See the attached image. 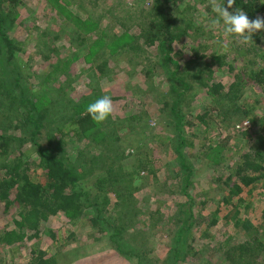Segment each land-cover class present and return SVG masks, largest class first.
<instances>
[{"label":"trees","instance_id":"1","mask_svg":"<svg viewBox=\"0 0 264 264\" xmlns=\"http://www.w3.org/2000/svg\"><path fill=\"white\" fill-rule=\"evenodd\" d=\"M46 1L63 11L60 13L68 11L59 0ZM105 1L112 3L111 0ZM74 2H78L82 10L90 6V0ZM180 2L148 0L130 6L117 2L118 13L123 14L118 20L126 26L120 34L104 27L100 18L88 17L82 22L80 17L69 13V24L80 27L71 34L72 46L80 29L86 31L80 43L86 51V66L80 68L79 74H74L72 63L77 56L61 58L53 65V73L47 74L51 77L50 86L48 83L31 92L22 85L27 74L23 76L22 69L17 67L25 45L12 35L24 4L22 0H0V203L4 205L5 214L12 206L16 207V215L11 220L13 228L0 230V249L5 250L0 252V264H11L6 260L8 256L13 264H17L16 256L24 249L29 251L27 264H57L62 247L71 241L65 235L61 236L60 231L59 236L55 234L53 225L58 215L65 217L71 226L86 221L94 231L90 237L110 243L120 261L201 264L202 249L207 246L210 250L207 256L215 259L221 255L223 264H264V209L254 208V217L259 216L261 210L257 224L249 218L253 204L259 206L264 202V108L261 99L253 92L259 89L264 94V30L255 33L247 44L239 37L230 36L229 42L217 46V37L206 36V27L195 21V18L202 20L200 5L209 19L215 18L210 0ZM218 3L224 4L226 0H218ZM236 9L246 12L250 20L264 17V0H236L228 10ZM131 16L136 17L130 28L137 26L136 21H139L137 34H131L127 29ZM63 29L69 30L70 27L67 24ZM198 30L202 34L191 42V34ZM108 33L113 34L110 41L106 39ZM50 34L46 31L39 38L38 47L41 49L42 45L45 60L50 59V52L55 51L54 48L49 50L51 40H46ZM58 39L57 36L52 38ZM186 50L189 51L186 53ZM59 51L57 47V54ZM124 59L131 68L122 72L126 73L127 91L121 94L115 90L111 77L116 69L120 70V61ZM141 67L151 78L144 84L147 90L136 87L133 82ZM159 72L165 79H161L157 86L154 77ZM218 74L232 77L230 85L218 81ZM13 75L15 79L11 83L8 77ZM53 77L56 78L53 80ZM81 77L88 79L86 94L82 93L85 90L80 85ZM105 80L111 93L118 94L110 96L113 109L125 107L124 102L129 101L126 93H130L135 101L157 100L161 105L157 127L163 126L171 134L160 140L164 131L151 128L146 114L130 116L123 111L110 123L94 122L87 114L86 106L100 96L110 95L106 87L99 89V82ZM163 83L168 85L169 96L159 91ZM192 92H205L212 108L205 109L201 115L193 110L196 102H193ZM248 92L255 100L250 99ZM118 100L120 103L115 106ZM130 104L127 112L133 105ZM217 108V117L226 129L223 130L225 138L219 145L218 140L206 137L207 130L213 127L208 119ZM187 117L201 122L206 128L203 136ZM247 121L250 128L244 129L241 125ZM238 124L242 129L236 128ZM44 130L49 142L47 147L37 142ZM234 135L246 139L245 151L229 146ZM132 136L138 139L134 148L142 144V150L130 157L118 144ZM150 139L159 155L171 145L169 148L177 165L171 173L168 169L164 193L156 202L159 208L140 210L135 194L139 188L134 186L136 177L146 173L157 178L154 163L148 155L147 140ZM32 143L35 148L30 146ZM65 144L68 150L64 148ZM33 151L37 156L30 160ZM228 151H234V155L229 156ZM234 158L233 167L225 170L228 161L233 162ZM130 161L136 166L127 167ZM198 162L215 170L214 177L206 183L213 184L210 186L212 190L219 188L220 198H207L206 192L196 190L199 183L192 179ZM93 172L96 173L94 179L90 177ZM172 198L175 205L171 207L178 210L176 219L171 220L170 216H161L160 209L167 207L163 200L169 202ZM158 226H162V238L171 241H166L170 249L163 259L154 255L159 241L155 240L152 229ZM198 234L200 241L196 238ZM42 235L52 238L54 254L39 244ZM220 235L221 241L218 239ZM241 237L246 238L242 243L238 241ZM203 241L214 242L215 246L201 245Z\"/></svg>","mask_w":264,"mask_h":264},{"label":"rangeland","instance_id":"2","mask_svg":"<svg viewBox=\"0 0 264 264\" xmlns=\"http://www.w3.org/2000/svg\"><path fill=\"white\" fill-rule=\"evenodd\" d=\"M112 3H109L105 0H90V6L87 7L86 9L82 10L83 8L80 7L81 5L78 4V2H74V0H66V2L59 0L60 5L63 6V8L68 9L67 12L64 13H60L63 12L61 11L59 8H57V6L53 3H47L46 0H22L24 7L20 8V13H19V24L18 26L15 27L14 31H13V36L15 38H17L18 40L24 42L25 45V50L20 53L19 55V61L17 62V67L18 70L22 69V73L23 76H25L27 74V77L25 78L24 81H22V85L23 88H27L29 91L31 92H35L38 91L40 89H42L44 86H46V84L49 83L48 86H50V82L49 81L51 79V77H47V74L53 73L52 69H53V65H56L55 63L59 61V59H66V58H71L73 55H76L77 58H75V61L72 63V69H73V73L74 74H79L80 72V68H83L86 66L85 60H84V55L86 54V51L84 48H82L80 46V43L82 44L84 38H85V29L82 28L80 29V33H78L79 35V39L77 37H75V44L74 46H72V42H71V34H74V31H76L78 28V24H69L68 21V14L71 13L72 16H77L80 17L82 19V22L87 21L88 17H95V18H100L101 20V24L106 27V28H110L113 31H115V33H122L126 28V26H124V24H122L118 19H122V15L123 14H119L118 13V8L120 9V7H118L117 2H120L121 5H132L133 3H139V5L141 3H145L148 0H111ZM189 0H187L188 2ZM199 2V0H196ZM70 2V5L67 6V3ZM183 2V0H181L180 4ZM63 10V9H62ZM200 15H202V20H199V18H195V21L198 24L202 23L203 27L205 28V32H206V36L211 34L212 36H216L218 41L216 40V44L217 46L220 44V46L224 45L226 42H229L230 39H228L230 36H226L223 32V25H219L216 27L215 30L212 29L211 26V21L213 19H209L210 16L205 13V11L203 10L202 5H200ZM90 14H92L90 16ZM197 15V14H196ZM195 15V16H196ZM136 17V16H134ZM133 16H131L129 23H128V27L130 24H132L134 22ZM138 20L136 21L137 26H133V27H127L128 31H130L131 34H137L139 32V27H138ZM70 27L69 30H64L63 28ZM46 31H50V36L46 37L47 41H50V49L52 50V48H54V52H50V59L45 60L43 58L44 54L42 53L43 47L42 45H40L41 49L38 47V44L40 43L39 38L40 35H43ZM202 34L201 30H198L196 32H193L191 34L192 36V41L197 40L198 37ZM111 35L113 36L112 33H108L107 36V41H110ZM59 37L58 40H52L53 37ZM92 36H95L94 34H92ZM225 39L221 40V37H224ZM106 41V40H105ZM106 41V43H107ZM216 46V47H217ZM57 47L60 49L59 53L57 54L56 49ZM185 49V48H184ZM183 49V50H184ZM37 50H40L39 52ZM84 50V52L82 51ZM151 52L155 53L153 51V49H150ZM189 50H186L185 52L187 53ZM238 53V52H236ZM153 56H155V54H153ZM240 60H242L240 58ZM243 61V60H242ZM66 61H64L65 63ZM230 63H233L231 61H229ZM235 64V63H234ZM236 65V64H235ZM146 66H148V64H146ZM135 68V66H133ZM120 70L116 69V73H114L111 77L112 82L115 84V90L121 92V94H124L127 90L125 88V77L124 75L126 73H122L125 72L126 70L130 69V65L124 60L120 61V66H119ZM146 69H143V67L140 68V70L135 74V77L133 78V82H136L135 85L136 87H140V88H144L145 90L146 87H144L145 83L148 82V80H150L151 78L146 75ZM34 74H37L36 76H34ZM157 77H154L155 81H156V85L159 86L160 81L162 79V81L165 79V76L163 75V73L159 72L157 73ZM217 80L218 81H222L226 86H229L230 83L232 82L231 78L229 76H223L222 74H218L217 75ZM9 81L11 83H14V79H15V75H13V77H8ZM24 78V77H22ZM56 77H53L52 79L54 80ZM62 79V77L59 78V80ZM52 80V81H53ZM80 80L82 81V83H80V85H83L82 90H85V92H82L84 94H86V88L88 85L86 77H81ZM107 80L105 81H100L99 82V89L103 90L106 89L109 86V83L107 82ZM52 83V82H51ZM106 87V88H104ZM228 88V87H227ZM108 89V88H107ZM259 89H255L254 94L257 95L255 96L256 98L261 99L263 105L261 107L264 108V94L261 91H258ZM162 95H167L169 96V92H168V85L166 83H163V85L160 86V90ZM107 94H110L109 96H114L116 94H112L111 91L108 89ZM194 100L193 102H196V104L193 107V110H196L197 113H199L200 115L203 114L205 109H211L212 108V103H208L206 96L204 94H206L205 92H201V93H190ZM249 97L252 100H255V97L253 95H251V93H249ZM118 96V94H117ZM126 100L124 102V108L121 109H113V112L111 114V116H113V118H108L106 121L107 122H111L112 119H115L114 116L116 114H121L123 111L126 112L125 114L127 115H144L146 114V116H148V118L150 119V126L151 128H156V129H161L163 132V135L161 136L160 140L165 139V137L168 136V134H171L170 132H167L163 129V126H158L157 127V118L160 117V108L161 105L157 102V100H151V99H147L146 101L142 102L141 100L139 101H135V99L133 100V98L130 97V93H126L125 94ZM134 101V102H133ZM207 102V103H206ZM120 103V100L117 101V103H115V106H117ZM130 103H132L133 105L131 106V110H128L129 106L127 105H131ZM123 112V113H124ZM263 111L261 110V113ZM219 114L218 108L211 114V117H209L208 121L210 124L213 125V127L209 128V130H207L206 133V137L212 139L213 141H219L218 145L221 144V141L224 140L225 137H223V135L225 133H223V130H226L223 125H222V120L220 118L217 117V115ZM126 115V116H127ZM189 116V115H188ZM2 119V118H1ZM109 120V121H108ZM187 120L190 121L193 125L194 128H199V133L200 136H203L204 132L206 131V128H204L203 125H201V122H199L197 120V118H189L187 117ZM4 121V120H3ZM2 121V122H3ZM1 122V123H2ZM240 124V122H239ZM236 126V128H241V126L245 128H250L249 122H244L243 125H239ZM166 132V133H165ZM254 137H256L255 134H253ZM264 136V135H263ZM223 138V139H222ZM257 139V138H256ZM149 143V150H148V155L150 157V161H152L154 163V170L157 173V178H155L153 175L150 176L149 174L146 173H141L139 177H136V181L139 180L140 182L137 183L135 186V188H139L138 191H136V196H137V200L138 202V208L140 210H144L145 208H151L152 210H157L159 208L158 206V202L160 200V195L164 193V189H163V184L165 182L166 179V174L168 172V169L170 168V173L171 171L174 169V166L177 165V159L176 157L172 154L171 149L169 148L171 145H168L169 147L165 150L164 154L159 155L160 153L157 151L156 146H154V144L152 143V140H147ZM37 142L39 145L47 147L48 146V138L46 136V131L44 130V132L40 133V135L37 137ZM138 139L135 136L129 137V138H124L121 140V142L118 144L121 147V150L124 151L125 155H128L130 157L135 156L138 152L137 151H141L142 150V144L140 145L139 148H134L135 144H137ZM88 143V142H87ZM86 143V144H87ZM19 144V142H17L16 146ZM247 141L246 139H242V136H237L234 135V139L229 141V146H231L232 148H239L240 152L245 151V146L247 145ZM85 145V144H84ZM215 144H213L212 146H214ZM30 146H32L33 148H35L34 144L32 143ZM227 145V147H229ZM28 148V147H26ZM64 148H68V145L65 144ZM158 148V147H157ZM13 151H15L14 149H11ZM68 150V149H67ZM136 151V152H135ZM227 154L229 156H233L234 155V151H228ZM36 151H33L30 153L29 155V159L30 160H35L36 159ZM238 158V157H236ZM236 158H234L233 162L232 161H228L227 165L225 166V170H227L230 167H233V163L234 161H236ZM133 160V158H132ZM128 166L127 167H135L136 164H132L131 161L128 162ZM204 163L202 162H198L195 164V174L193 177V181H197V186H196V190L200 193L202 192H206V194L208 195L207 198L210 197H216L217 199L220 198L221 194H219V188L215 187V190H212L210 186H213V184L211 183V185L209 186L206 182H209L210 178L214 177V171L215 170H211L209 169L207 166L203 165ZM99 174V169H97ZM40 173V172H39ZM2 175V174H1ZM0 175V177H1ZM96 173H92V175L90 176L92 179L95 178ZM91 179V180H92ZM137 186V187H136ZM208 188H207V187ZM183 188V187H181ZM207 190V191H204ZM190 190L192 191V188H190ZM218 194V195H217ZM261 198V197H260ZM257 199L258 203H260L261 199ZM249 201L252 200L251 198L248 199ZM157 202V203H156ZM162 202H166L164 204V206H167L166 208H161L160 210L162 211L161 216L164 215V217L166 216H170L171 220L174 217V219H176V212L178 210L175 208H172L171 206L175 205V200L172 198V200L165 201L163 200ZM150 205V206H149ZM4 205H2L0 203V230H7V229H12V224H11V220L15 217L16 215V210L14 208V206H12L9 211V213L5 214L3 212L4 210ZM258 207L259 209H264V202L262 201V203L259 204V206H252V209L249 211V218H252L254 221H256L257 224V218L260 216V212L259 211V216H253L254 215V208ZM164 209V210H163ZM160 216L159 219H161L162 217ZM173 222V221H172ZM141 227V226H140ZM55 228L56 233L59 236V231L61 232V236L65 235V237L69 238L70 244L66 245L65 247H62V252H61V256L57 257L58 259V263L57 264H137L136 261H120V258L118 257V255H116V252L114 250L111 249L110 243H107V241L104 240V242L99 241L96 238H91L90 236H92V232H94L92 229H90V227L88 226L86 221H82L80 223H78L76 226H71V224L69 223V221L63 217L62 215H58L55 219H54V225H53V229ZM142 228V227H141ZM176 228H178V226L176 225ZM225 228V227H224ZM146 231H149V229H145ZM153 236L155 238V240L157 239L159 242L156 245V253L154 254L155 257L157 259H163L165 257V255L168 253V250L170 249V245L169 243L171 242L168 238H162L163 236V229L162 226H158L153 228ZM161 232V233H160ZM252 235H254V233H252ZM100 236V235H99ZM223 236V234H222ZM221 235L219 236V240L221 241ZM43 239L41 240V242L39 241V244H41L42 246H44L45 248L50 249L51 254L55 253V249H54V242L52 240V238L50 237H45L44 235L41 236ZM199 234L197 235V239H199ZM254 237V236H253ZM99 238V237H97ZM167 239V240H166ZM246 238L241 237L239 238L238 241H240V243H242L243 241H245ZM81 240V242H80ZM169 241L168 245L166 244ZM78 242H80L78 244ZM33 243V242H32ZM202 243H207L211 246H215V243L213 242V244H211L210 242H201ZM34 244V243H33ZM40 245V246H41ZM32 247V244L30 245ZM68 247V248H67ZM199 247V246H198ZM11 250H14L13 248H11ZM0 252H5V250H1ZM28 250H22L21 253L18 252L17 254V259L16 261L18 262L17 264H24L28 262ZM202 253L203 255L201 256V264H223L222 259H221V255L220 258H212V257H208L207 254L209 255L210 250L208 249V247L206 246V248L202 249ZM203 257V258H202ZM7 262L13 264L10 260H9V256L6 257ZM194 264V263H193Z\"/></svg>","mask_w":264,"mask_h":264},{"label":"clouds","instance_id":"3","mask_svg":"<svg viewBox=\"0 0 264 264\" xmlns=\"http://www.w3.org/2000/svg\"><path fill=\"white\" fill-rule=\"evenodd\" d=\"M236 3V0H226V3L220 4L218 0H210L211 13L214 19L211 21L212 29L223 25V32L226 36L239 37L245 44L253 40L255 33L264 30V17H257L250 20L246 12L241 9L229 11ZM227 4V6H226ZM86 112L96 123L106 121L113 112L112 99L108 95L98 97L86 106ZM140 181L137 180L136 183Z\"/></svg>","mask_w":264,"mask_h":264}]
</instances>
